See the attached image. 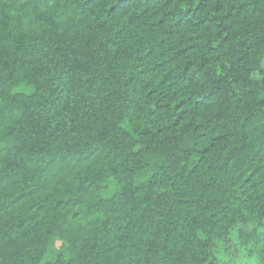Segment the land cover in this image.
<instances>
[{
	"label": "trees",
	"instance_id": "16d2710c",
	"mask_svg": "<svg viewBox=\"0 0 264 264\" xmlns=\"http://www.w3.org/2000/svg\"><path fill=\"white\" fill-rule=\"evenodd\" d=\"M0 264H264V0H0Z\"/></svg>",
	"mask_w": 264,
	"mask_h": 264
}]
</instances>
